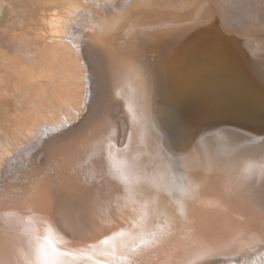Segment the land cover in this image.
Masks as SVG:
<instances>
[{
	"label": "bare ground",
	"instance_id": "6f19581e",
	"mask_svg": "<svg viewBox=\"0 0 264 264\" xmlns=\"http://www.w3.org/2000/svg\"><path fill=\"white\" fill-rule=\"evenodd\" d=\"M34 2L0 34V264H36L44 220L119 254L144 212L132 264H264V120L218 108H264V0Z\"/></svg>",
	"mask_w": 264,
	"mask_h": 264
},
{
	"label": "snow or ice",
	"instance_id": "6c2138e0",
	"mask_svg": "<svg viewBox=\"0 0 264 264\" xmlns=\"http://www.w3.org/2000/svg\"><path fill=\"white\" fill-rule=\"evenodd\" d=\"M110 148L114 147V143L109 141ZM264 167V165H262ZM123 179V177H122ZM146 208L147 205H144ZM147 213L141 214L139 221L133 222V230L120 229L111 234V237H104L98 241L97 244L105 246L109 244L110 239H115L117 236L127 235L130 241L128 245H122L121 251L118 254L116 245L113 244L111 251H104L103 248L97 250L94 245L88 247L91 251L73 250L68 251L59 247L60 244L66 243L63 240L59 231L51 224L50 221L44 220L47 233L44 235H37L36 244L34 248V256L36 264H66L64 257L75 258L79 257L84 260L93 261L94 264H132V255L139 252L141 248L153 246L158 242L157 234L154 231H147L144 228ZM43 219V218H42ZM139 229L138 231H136ZM104 257L103 260H97L96 257ZM31 264V262H29Z\"/></svg>",
	"mask_w": 264,
	"mask_h": 264
},
{
	"label": "water",
	"instance_id": "95a60500",
	"mask_svg": "<svg viewBox=\"0 0 264 264\" xmlns=\"http://www.w3.org/2000/svg\"><path fill=\"white\" fill-rule=\"evenodd\" d=\"M190 80L193 83H195V84L198 83V84H201V86H204L205 85V87L208 88V90H206V94L208 93L207 91H209V92H212L213 91L215 93L216 92L222 93L224 91V88H225L224 78L221 75H219V76L218 75H213V74L212 75H203L202 73H194ZM205 81H206V84H204ZM195 84H193V85H194V89L196 90ZM172 87H173V84H172ZM197 87L199 89L198 91L201 92L202 91V88L199 87V86H197ZM167 89H168V91L166 93V97L167 98L169 96L171 97V95L173 93L182 94L181 91L175 90L174 87H173V90H170L169 87ZM260 93H262V92H260ZM178 97L180 98L181 96H178ZM168 100H169V98H168ZM229 100H233V99H231V97H229ZM263 100L260 103H264ZM196 101H195V105L191 108V110H194L195 113H197L195 115H199V114H202L203 113V109L204 108H203L202 105L197 104ZM192 104H194V103H192ZM189 105L190 104H188V106H187V109L188 110H189ZM262 107H264V104L262 105ZM179 108L180 109L183 108L182 107V104L179 106ZM215 108H217V107H215ZM218 108H220L219 110H222V111L224 110V113L231 112L232 114L240 115L243 112V114H249L250 113L252 115H259L256 119L257 120L258 119L259 120H264V117H262L264 115H261V114H264V112L262 111V110H264V108L256 109V107L255 106L253 107V105H251V104L245 105V103H242V104L237 103V100H234L230 104L227 103V101H225V103L224 104H221L220 107H218ZM257 108H259V107H257ZM169 110H171V106L169 107ZM233 112H236V113H233ZM203 114L205 116L207 114L206 111ZM252 121H253V118L250 119V123H247V125H250V124L252 125V123H253ZM244 134L247 135V138H250V139L253 138V135L252 134H249V133H244ZM175 136H174L175 138H174L173 143H171V146H172L173 150H174V147H180V146H182V139H183V137H185V133L181 129L180 130L178 129V131H177V133H176Z\"/></svg>",
	"mask_w": 264,
	"mask_h": 264
},
{
	"label": "rangeland",
	"instance_id": "374dc122",
	"mask_svg": "<svg viewBox=\"0 0 264 264\" xmlns=\"http://www.w3.org/2000/svg\"><path fill=\"white\" fill-rule=\"evenodd\" d=\"M34 1H36V0H0V34H2V29L5 26H7V24H8V22H6L7 20H10V23L8 24L7 27H11V25L13 27V23L12 22H15L13 20L14 19L17 20V18L21 16L20 13L24 9V6L25 5H27V4L30 5V4L34 3V4L30 5L31 8H33L35 5H38ZM15 7L19 8V9L22 8V10L20 9L21 10L20 11L19 9H17ZM13 10H15V11H13ZM12 27H11V31L14 30V28H12ZM0 42H1V40H0ZM122 117L125 120V122L128 123V116H127V114L126 113H123ZM5 118L6 117H3L2 118V116H1L0 117V121H4L2 119H5ZM12 190L13 189H11V192H12ZM10 195H12V193Z\"/></svg>",
	"mask_w": 264,
	"mask_h": 264
}]
</instances>
